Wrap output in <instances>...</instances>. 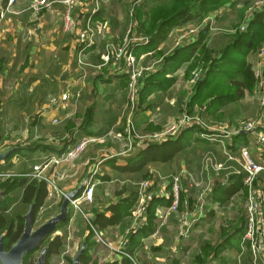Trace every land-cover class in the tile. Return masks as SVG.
Segmentation results:
<instances>
[{
    "label": "crops",
    "instance_id": "0c3cea01",
    "mask_svg": "<svg viewBox=\"0 0 264 264\" xmlns=\"http://www.w3.org/2000/svg\"><path fill=\"white\" fill-rule=\"evenodd\" d=\"M7 1L0 0V4H6ZM49 1H53L50 8H43L38 15H34L30 9V0H17L12 5V12L0 21V129L2 133L1 124L9 120L15 122L14 128L17 127H12L13 131H10L16 139L13 142L4 140L2 145L7 142L6 147L20 145L23 149L17 155L31 154L34 165L45 157L65 152L84 136L91 138L92 143L74 165L53 167L56 185L68 192L80 185L89 167L96 163L94 169L97 167L99 173L95 178L94 201L92 204H83V210L88 215L94 217L97 211L104 212L111 202L125 199L133 191L137 193L136 183L153 178L155 172L169 175L182 168L198 172L201 159L207 152H212L219 163H225L227 160L222 146L201 136L218 132V128L241 131L248 123H254L253 129L243 130L240 135H232L227 146L236 155L242 148H250L253 158L264 165V144L260 148L258 142V138L264 136V108L259 102L261 87L255 84L248 88L241 83V92L237 94V85L234 84L235 81L245 83L241 70L244 66H248L254 75L257 71L260 72L264 81V59L259 56L260 49L264 46V37L257 48L249 49L246 54L245 48H239L237 52L233 47L237 36L243 34L254 18L264 10L257 12L250 21L246 14L250 0H229L219 9L210 11L209 14L219 18L218 33L209 31L208 36L203 35L197 43L183 45L164 59L156 69L158 72L146 83L142 97L139 95L132 107L126 98L128 76L124 60L116 64L114 61L104 64L102 54L106 40L115 44L122 42L131 21V4L137 3L141 7L144 0H98L99 9L94 14V23L99 27L100 34L96 43L83 52L85 60L100 66L98 68L82 67L77 62V54L84 44L78 41L76 32L63 31V0ZM145 2L149 3L148 8L165 4V0ZM124 3L126 12H123L126 8L121 6ZM97 4L96 0H79V5L73 12L74 18L83 22ZM181 20L178 19L175 26L192 23L191 20ZM144 21L146 20H141V23ZM150 21L148 19L147 23ZM175 31L177 34L178 30ZM169 36L171 33L159 43L135 45L132 51L135 55L139 54L136 55L138 58H143V64L159 60L172 46L174 37L171 39ZM196 67L203 70L204 76L200 86L194 91V86L189 81L191 72ZM9 79L15 81L11 87L8 85ZM66 90L70 93L69 100L66 103L59 102V97ZM77 90L81 91L79 99L74 97ZM52 97L56 101L53 102ZM183 113L199 115L203 124L187 127L177 137L167 139H179L183 146L182 152L172 161L147 165L144 173L137 179L132 174L121 172L120 168L138 156L144 148L159 143L150 141L145 136L163 131ZM56 118L60 120L59 124L53 123ZM5 137L8 138V135ZM27 138L31 140L26 141ZM31 144L33 153L26 149ZM29 171L31 169L26 172ZM230 179L224 182L223 178H214L213 188L206 195L207 215L194 227L188 239L178 237L174 215L164 222L156 216L153 222L154 233L143 238L142 248L138 249L137 255L141 263L251 264L249 251L246 250L247 243L242 240L246 222L244 191L247 188L244 185L245 189L236 196L224 199L219 193L222 189L220 186L229 185ZM108 185L114 188V193L112 189L111 194L105 192ZM256 186L260 190L264 215V170L257 176ZM168 192V185L159 188L150 200L169 198ZM198 192L186 187L183 198L194 203ZM62 199L60 196L56 202L58 206L54 207L51 215L42 214V209L40 210L38 215L41 219L45 217L40 223L59 210ZM47 200L49 197L46 203ZM160 208H166V205L159 204L156 210ZM70 212V220L64 227V230H70L65 247L68 251L78 248L89 230L81 214L74 213L72 207ZM131 216L132 213L128 217L130 224ZM107 230L116 244V239L113 238L116 237V227H107L103 232L106 233ZM71 233H80V237L76 239L79 243L76 245L73 242L72 247L69 243ZM94 245L99 246V243ZM93 249L95 253L92 256L102 255L98 248L94 246ZM109 256L112 258L100 257L98 261H92V264H108L121 258L111 249ZM58 258L59 256L54 260ZM65 258L67 259L62 254L61 259Z\"/></svg>",
    "mask_w": 264,
    "mask_h": 264
},
{
    "label": "built area",
    "instance_id": "2783aa9c",
    "mask_svg": "<svg viewBox=\"0 0 264 264\" xmlns=\"http://www.w3.org/2000/svg\"><path fill=\"white\" fill-rule=\"evenodd\" d=\"M16 1L17 0H8L6 4H0V21L4 20L6 16L12 12V5ZM62 2L65 5V11L62 15L63 31L66 33L76 32L78 35V41L84 44L82 50L77 54V62L82 67H100L88 63L83 54L85 49L96 43V39L100 34L99 27L94 23V14L99 9L97 4L99 1L96 0L97 5L95 10L91 11L83 22L76 20L73 13L75 7L79 5V0H63ZM52 5L53 1L49 0H30V9L34 15H38L43 8H50ZM263 8L264 0L251 1L246 8L248 20H252L256 13ZM133 13L134 10L131 8L129 11L131 21L123 36L122 42L120 44H115L111 40H106L104 43V53L102 54L104 64L110 63L111 61H114L116 64L122 59L124 60V69L128 76L126 98L127 101L131 103L132 107L135 106L139 99L142 81L146 75L151 73L161 62V59H159L143 64V58H138L132 51V48L135 45H144L150 40L148 36L137 32V21L134 19ZM217 18L218 16L210 14L202 19L200 23L178 31L173 38L172 46L169 47L167 53H171L174 49L182 47L183 45L194 43L204 28L209 27L213 34L218 33L217 29H219V27L217 25ZM259 56L264 59V46L260 49ZM203 76V70L200 69L193 71L189 81L190 85L193 87L195 83L203 78ZM255 77L259 80L258 85L261 87L259 102L261 107L264 108V81L258 71L255 73ZM74 97L75 99H79L81 97V91L77 90ZM69 98L70 93L66 90L59 97V102L66 103ZM54 101H56V98L53 99V102ZM53 123L59 124L60 120L56 118L53 120ZM202 124L203 119L199 115L183 113L174 121L170 122L163 131L147 135L145 138L153 142L162 143L167 139L177 137L183 129L187 127ZM253 128L254 123H248L241 131L251 130ZM218 130V132L214 131L212 133L202 134L201 136L208 139L210 142L219 143L223 148L227 161L225 163H219L212 152H207L201 159V166L198 172L185 168L169 175L155 172L153 178L136 183L137 200L132 210L131 224L127 229L126 235L146 221L145 212L150 199L157 192V190L154 189L156 183H158L160 188H164L166 185L169 186V192L167 194L172 199V202L169 207L156 210L155 215L163 222L170 216L174 215L177 223L178 237L186 240L190 237L198 222L207 215L208 204L206 203V195L213 188L214 178H223V181L226 182L233 173L244 174L243 183L247 188V194L244 203L246 220L245 232L242 240L247 243L246 250L249 251L251 264H264V215L262 214L260 190L256 186L257 176L264 170V165L253 158L250 148H242L237 155L233 154L228 149L227 141L231 139L232 135H236L241 131H227L225 128H218ZM258 142L260 148H262L264 144L263 135L258 138ZM91 143L92 139L84 136L72 146L68 147L65 152L59 155L45 157L41 162L34 164L29 172L25 171L11 175L5 174L8 177H17L15 175H18L20 178H26L27 180L44 182L49 186L50 192L54 191L55 194L63 197L64 191L56 185L53 176V167L74 165V163L86 152ZM96 168L94 169L93 174L89 177L88 184L83 191L76 199L70 201V206L73 208L74 213H79L84 217L86 224L88 225L89 230L94 234L97 243L119 253L118 255H120V257H127L131 261V264H142L136 254H131L123 248H118L116 250V247L109 244L105 240V237H103L100 229L93 223V217L83 210L84 203L92 204L94 201V190L96 186L95 178L99 173ZM154 178H156V180H154ZM186 187L189 189L194 188L199 191L197 201L194 203L189 199L183 198V193L186 190ZM71 221H73V219H71ZM64 260L65 259L61 261V264L65 263Z\"/></svg>",
    "mask_w": 264,
    "mask_h": 264
},
{
    "label": "trees",
    "instance_id": "16d2710c",
    "mask_svg": "<svg viewBox=\"0 0 264 264\" xmlns=\"http://www.w3.org/2000/svg\"><path fill=\"white\" fill-rule=\"evenodd\" d=\"M227 1L229 0H201L200 4L198 5L199 7L198 9H195V7H193V9L190 8L184 10V7H181V4H178L177 9H172V10H163L158 8L157 10H152L150 12L149 16L151 21L149 23H141V20L144 19L146 14L144 10L145 8H143L145 7V5L141 4L142 6L139 7L137 6V3H133L131 4L132 6H130V9L133 8L135 11L134 19L137 21V26H136L137 32L140 34H144L143 32H141L143 30L145 32L144 35H147L151 39L149 43L153 44L163 41L168 36L172 28L178 26V25L175 26V23L178 21V19L179 20L182 19L183 21L191 20L192 18L198 17L201 12L206 14L209 11H214L216 9H219V7H221ZM263 10L264 8L261 9L260 11ZM172 19L174 20L172 21ZM153 21L154 23H152ZM203 31L198 36V39L191 45L200 41L203 35L207 34L208 36L209 29L206 28ZM263 37H264V11L262 13H259L254 18V21L249 25V27L243 34L237 36V39L233 47L237 52H239V48L242 47L245 48L246 50L244 52L246 54V52L249 49L257 48ZM178 49H180V47L174 49L169 54L167 53L168 55L164 54L163 57L161 58L162 60L160 63H163V61H165L164 59H166L169 55L170 56L173 55ZM136 55L139 56V54ZM110 63H112V61ZM157 67L158 65L151 73L147 74L144 80L142 81V87L140 89L141 97L143 90L146 87L145 85L148 82L149 78L152 77L154 73L158 72V70H156ZM241 70L242 73L244 74L245 83L243 81L234 82V84L237 85L236 86L237 94L241 92L240 90L241 83L246 85L248 88H252L255 84L258 85L259 83V80L255 77L254 73L250 71V68H248V66L242 67ZM202 80L203 79L195 83L194 91H196V87L200 86L201 84L200 82ZM127 84H128V79H127ZM238 134L240 135L242 133H238ZM2 139L3 138L0 129V140ZM30 140L31 138L28 141ZM19 146H17L18 149L14 151L11 154V156L6 159L4 163L5 165L0 166V173L1 172L7 173L9 172V170H11V168L13 167V163H11L12 158L16 156L19 150L23 149V148L21 149V147ZM26 149L30 153H33L34 151L32 144L28 145ZM182 151H183V146L180 144L179 139L167 140L162 143H154L149 147L144 148L138 156L131 159L129 163L125 165L123 168H120V170L122 173L132 174L134 175V177H138L140 176V174L144 173V169L147 165L172 161ZM56 154L58 155L61 154V151ZM29 155H28L29 160L33 161L32 155L31 154ZM13 178H14L13 176L8 177V179H11V181L7 180L4 183H0L1 186L0 190L4 191V200L0 202V234L3 233L4 231H7L5 237V248L7 250L10 249L11 246L18 240L24 228V219L22 215H17L10 221H8L6 217V212L9 209V203L13 200L12 198L13 190L18 185L24 186L21 200L22 203L27 208L35 200L34 215H33L34 224L37 223L38 213L46 205V199L48 198L50 193L49 186L44 182H38L37 180L29 181L26 178H18V177H15V179ZM243 178H244V174H239L237 176L231 175L229 177L230 179L229 185L223 187L220 186L222 189L220 190L219 193L222 194L224 199L229 200L245 189ZM136 200H137V193L133 191L131 196L122 199L116 203L111 202L109 205H107L106 210L104 212L97 211L94 214V217L92 219L93 223L100 229V231H104L107 227H113V228L117 227V225H120L122 223H125L126 226L128 227L130 224V220L128 217L132 213ZM171 202L172 199L170 197L162 198V199L156 198L149 201L148 207L145 212L146 221L143 224L139 225L136 229L132 230L129 234H127L125 246L127 247L126 250L129 253L137 255L138 249L142 248L141 247L142 239L154 233L153 222L154 219L156 218L155 210L157 206L159 204H164L166 205V207H169L171 205ZM70 214L68 220L64 223H61L54 232V234L56 232H60V233H56L55 235L53 234L47 239V242L50 243V248L47 253L46 264H52L53 260L58 256H60L61 254H63L64 251L66 250L65 247L67 244V231L64 230V226L69 222ZM44 218L45 217H43L41 220H43ZM126 218H128L129 221ZM89 231H90V236L88 237L87 240L88 249L82 255L80 264H89L92 254L95 253V250L93 249L95 243L93 242L94 234L92 233L91 230ZM34 253L35 252L27 254L25 256L24 264L34 263V260H32L33 258L32 256ZM71 259H72L71 257H67L68 264H71ZM110 264H131V261L127 257H121L119 260L116 259V261H112Z\"/></svg>",
    "mask_w": 264,
    "mask_h": 264
},
{
    "label": "rangeland",
    "instance_id": "374dc122",
    "mask_svg": "<svg viewBox=\"0 0 264 264\" xmlns=\"http://www.w3.org/2000/svg\"><path fill=\"white\" fill-rule=\"evenodd\" d=\"M181 1V2H180ZM251 1H253V0H250V2ZM200 2H201V0H165V4H163V5H161V6H151L150 8H148V4L149 3H146L145 2V0H144V4L143 5H145V7H143V8H146L147 7V9L145 10V17H144V19L146 20V21H144V22H142V23H147V21H148V19H150V12L152 11V10H157L158 8L159 9H163V10H172V9H177L178 8V4H181V7H184V10H186V9H190V8H192L193 9V7H195V9H198L199 7H198V5L200 4ZM249 2V3H250ZM248 3V4H249ZM247 4V5H248ZM121 6H123V7H125L126 8V5H125V3L123 4V5H121ZM126 10H127V8L126 9H124L123 10V12H126ZM134 10V9H133ZM210 12V11H209ZM209 12L208 13H200V15L198 16V17H196V18H193V19H191V21L190 22H192V23H190V24H180V25H178V26H176V27H174L171 31H170V33H171V36H169L171 39L174 37V35L176 34V31L175 30H178V31H181V30H184V29H186L187 27H189V26H192V25H194V24H198V23H200V21L202 20V19H204L206 16H208V15H210L209 14ZM202 14V15H201ZM133 15L135 16V11H134V13H133ZM148 18V19H147ZM219 19V18H218ZM174 19H172V21H173ZM208 28V27H207ZM206 29V28H205ZM209 29V28H208ZM175 31V32H174ZM203 31V30H202ZM209 31H210V29H209ZM141 32H143L144 34H145V32L142 30ZM174 32V33H173ZM172 33H173V35H172ZM201 34V33H200ZM199 34V35H200ZM169 54V53H168ZM168 54H166V55H168ZM196 70H200V68L199 67H196V68H194L193 70H192V72L193 71H196ZM192 72H191V74H192ZM13 84H15V81H14V79H9V82H8V85L11 87ZM54 97H52V99H53ZM51 101V100H50ZM49 101V102H50ZM26 110V109H25ZM245 122V121H244ZM3 127H2V140H0V151L1 150H4V149H6V146H7V144L9 143V142H7L6 143V145H2V143H3V141L4 140H9L10 142H13L16 138H13V137H15V136H12V134H10V131H13L12 130V127H13V129H17V127H15L14 128V126H15V122H13L12 120H9V121H4L2 124H1ZM25 125V124H24ZM6 135H8V138H6L5 136ZM14 135V134H13ZM30 138H27V139H25L26 141L27 140H29ZM15 146V145H14ZM15 162H16V164H15ZM11 163H13V167L11 168V170H9V172H1L0 173V183H4L5 181H7V180H10L11 181V179H8V176L6 175V174H9V175H11V174H19L20 172H23V171H28V170H30L31 168H32V166H33V163L31 162V160H29V158H28V155H26V154H16V156H14L13 158H12V160H11ZM2 165H5V164H2ZM160 171H164V170H160ZM6 173V174H5ZM15 176H17L18 178H20V176H18V175H15ZM13 179H15V177L13 178ZM135 179H137L136 177H135ZM29 180V179H28ZM154 180H156V178H154ZM110 185H108V187L105 189V192H108V193H110L111 194V189H112V192L114 193V188L113 187H109ZM0 188H1V186H0ZM118 187L116 186V190H118L117 189ZM160 187L158 186V183H156V185L154 186V189H159ZM23 189H24V186L23 185H18L14 190H13V192H12V198H13V200L9 203V209H8V211L6 212V217L8 218V221H10V220H12L14 217H16L17 215H21V214H23V213H25L26 212V209H27V207L22 203V200H21V198H22V193H23ZM100 190V189H99ZM1 191V190H0ZM246 194H247V191L245 190L244 191ZM98 193H100V191H98ZM118 193H120V192H118ZM49 195L50 196H48L49 197V200H47V203H46V206H44L43 208H42V214H50V213H52L53 211H54V207L55 206H58V203L56 204V202L57 201H59V199H60V196L59 195H57V194H55V192L54 191H51L50 193H49ZM71 209V208H70ZM57 210V209H56ZM55 210V211H56ZM51 215V214H50ZM44 216V215H43ZM127 220H128V218H126ZM40 220H41V217H40V215H38V221H37V223L35 224V226H37L39 223H40ZM65 227V226H64ZM68 227V226H67ZM126 228H127V226H126V224L125 223H122V224H120V225H117V227H116V237H113L114 239H116V244L112 241V238L111 237H109V231L107 230L106 231V233H104L103 231H101L102 232V234H103V237H105V240L109 243V244H111V245H113V246H116V250L118 249V248H123L124 250H126L127 249V247L126 246H124V243H126V242H124L125 240H126V238H127V235L125 234V230H126ZM62 229H63V227H62ZM68 230H69V228H68ZM67 231V230H66ZM69 232H70V230L69 231H67V233L69 234ZM60 233V232H59ZM80 234V233H79ZM79 234H73V233H71V240H69V243H71L70 245H71V247H72V243L73 242H75L76 243V245L79 243V241L77 242V238L78 237H80L79 236ZM93 242H95L94 244H96L97 243V241H96V239L93 237ZM96 248H98L100 251H101V253H102V255L101 256H96V255H94V256H92L91 257V260H90V262H91V264H92V261H98V259L101 257V258H106V259H109V252H110V249H107L108 247H105L104 245H102V244H99V246H97V245H94ZM70 247V248H71ZM77 250H78V248H75L74 250H72V249H69V251L68 250H65L64 251V255H65V257H71V256H75V254H76V252H77ZM117 254H119V253H116V255ZM38 255H39V251H36L34 254H33V258H32V260H34V262L36 261V259H37V257H38ZM142 255L143 256H145L144 255V253H142ZM61 256H62V254H61ZM61 256H59V258L57 259V260H53V262H52V264H55L56 262H58V263H60L61 264V261H62V259H61ZM72 258V257H71ZM110 258H112V257H110ZM142 258V257H141ZM97 259V260H96ZM143 260V259H142ZM144 261V260H143ZM64 264H68V260L65 258V260H64ZM90 262H89V264H90ZM104 262V261H103ZM57 263V264H58ZM94 264H96V263H94ZM102 264V263H101Z\"/></svg>",
    "mask_w": 264,
    "mask_h": 264
},
{
    "label": "water",
    "instance_id": "95a60500",
    "mask_svg": "<svg viewBox=\"0 0 264 264\" xmlns=\"http://www.w3.org/2000/svg\"><path fill=\"white\" fill-rule=\"evenodd\" d=\"M65 74L66 72L62 74V79H64ZM17 149V146H10L1 150L0 166L4 164L6 159ZM95 164L96 163H93L89 167L84 179L75 190L64 192L59 210L37 226L33 223L35 200L31 203L26 212L22 214L24 219L23 232L10 249L7 250L5 248L7 231L0 234V264H24L25 256L36 251H39V255L33 264H46L47 253L50 248V243L47 242V239L54 234L55 230L61 223L68 220L71 208L70 201L76 199L88 184L89 177L93 174ZM3 200L4 191L2 190L0 191V202ZM89 236L90 231L88 230L83 236L75 256L72 257L71 264L81 263V257L88 249L87 240Z\"/></svg>",
    "mask_w": 264,
    "mask_h": 264
}]
</instances>
